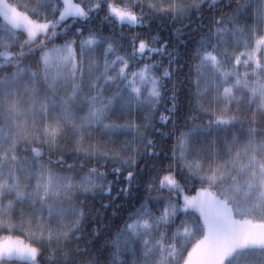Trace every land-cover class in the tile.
I'll return each mask as SVG.
<instances>
[{"label":"snow or ice","instance_id":"snow-or-ice-1","mask_svg":"<svg viewBox=\"0 0 264 264\" xmlns=\"http://www.w3.org/2000/svg\"><path fill=\"white\" fill-rule=\"evenodd\" d=\"M159 18L175 42L116 34ZM0 21V264H264V0H0ZM133 111L143 123L113 120ZM97 132L108 141L86 143ZM173 138L178 171L158 166ZM114 190L101 207L122 199L126 214L108 255L65 251L108 231L86 226L79 197Z\"/></svg>","mask_w":264,"mask_h":264},{"label":"trees","instance_id":"trees-1","mask_svg":"<svg viewBox=\"0 0 264 264\" xmlns=\"http://www.w3.org/2000/svg\"><path fill=\"white\" fill-rule=\"evenodd\" d=\"M8 2L12 3V4H20V5L27 4L29 7H32L36 3V0H8ZM146 11H147V9H146ZM226 11H227V9H226ZM102 16H103V13H100V16L97 17L94 21V26L97 27L98 29L102 30L104 35H106V36L112 35L113 33L111 31H109V29L106 26H103ZM194 19H195V17H194ZM245 23H247V21H242L241 26H244ZM2 26H3L2 21H0V28H2ZM176 27H179V24L173 23L170 18H159V19L150 21L149 26L146 28L129 29L128 27H125L122 31L120 29H116V34L118 37L119 36L125 37V39L122 41L125 45H127V43H128L127 37H129L130 35L137 33V32L142 33L144 35L159 34L163 40H169V41L175 42V38L173 37L172 33ZM189 36H190L189 49L194 50V43L196 40L199 39V36L196 33H189ZM69 37L75 38V37H71V33H69ZM0 39L7 41L8 40L7 34L0 35ZM25 39H26V35L24 33H17L16 42L22 43ZM61 42L62 41L59 39H57L55 41V43H61ZM0 51H3L2 47H0ZM11 51L13 53H16L19 51V48L16 47L15 43H13ZM25 52H27V48H25ZM0 62H2V61H0ZM22 63L23 64H29V63H34V61H33L32 57L26 56ZM163 66L167 67L166 59L164 61ZM177 87H178V96H179L178 106H179V109L181 112V118H183V114L187 113L190 110L188 98L184 92V89L186 87H189V85H187V82L185 81L182 84H178ZM165 106H166L165 103H162L160 105V111H164ZM167 106H170V105H167ZM165 114H167V113H165ZM195 114L197 116L200 115L199 113H195ZM157 115H158V113H157ZM201 119H205V117H201ZM113 120H115L116 123H125L128 120L134 121L137 124H141L144 122L142 119V114L139 111H133L124 117H121L120 114L117 113L115 116H113ZM245 127H247V125H245ZM155 128H160L162 131L168 132L169 129L171 128V124H169L168 126L165 127V126H162L160 123L157 122V123H155ZM153 131H154L153 128H149L147 131V135L151 137ZM108 139H109L108 137H105V136L101 135L99 132H97L94 134L92 140L86 141V143H96L97 141L107 142ZM112 139L115 140V142H116L115 146L118 147L120 141L124 140L125 137H123V136L113 137ZM175 142L176 141L174 138L170 139V140L164 139L163 141H161V147L158 148L157 151L162 150V152L165 153L167 155V157H169V158H164L162 160V163L158 162L159 167L163 168V167H167V166L171 165L175 170H177V171L179 170V164H177L173 159L170 158L172 156L170 148ZM69 147H70V145H69ZM55 158L56 157H53V159H55ZM68 162L73 163V162H77V161H74L73 159H69ZM92 166L93 165H91V164L88 165V167H92ZM107 170L108 169H102V171H107ZM108 179L112 180L113 176L109 175ZM121 186H123V185H121ZM139 194L143 197H149V196L156 197L159 195L155 191L149 193L146 189L141 190V192ZM115 195H116V192L114 190L111 197L99 196V195H97L95 198H91V197L85 198L82 196L79 197L80 200H83V203L80 204L79 206L85 210L86 226L88 225L89 222H91L93 219H95L96 223L91 224V228L100 230L101 226L103 225L105 228L108 229V231L101 230L100 235L95 238L94 244L86 243V241L93 240V237L85 235L84 239L80 240L79 242H77L75 244L67 245L65 248V251H68L71 248L78 246L80 248L88 249V251L95 257H100L102 252H103L104 256L108 255V250H107V247L105 245V238L111 239V237L108 235V232L109 231L114 232L119 227H121L122 223H123L124 215L126 214V210L120 207L121 205L126 203V201H124L122 199L115 200L112 203V206L107 208V209L101 207L102 204H107L110 200H112V197H114ZM164 195H169V193L165 192ZM13 219H14V221L18 222L17 216L14 215ZM5 234H7V233L0 231V235H5ZM15 234L19 235L18 232ZM37 246L41 247L45 256L50 255V253L47 251L46 247H44L42 245H37ZM52 247H53V249L56 250L53 258L56 260L61 259L62 252L59 249H57L56 245H53ZM74 255L75 254H73V256ZM85 258H86V256L77 257V259H79V260H82Z\"/></svg>","mask_w":264,"mask_h":264},{"label":"rangeland","instance_id":"rangeland-1","mask_svg":"<svg viewBox=\"0 0 264 264\" xmlns=\"http://www.w3.org/2000/svg\"><path fill=\"white\" fill-rule=\"evenodd\" d=\"M241 50H242V49H241ZM229 51H232V49H229ZM240 71H241V72H244V71H246V69L241 68Z\"/></svg>","mask_w":264,"mask_h":264}]
</instances>
